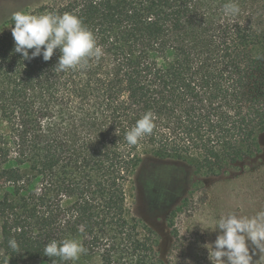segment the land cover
<instances>
[{
    "label": "trees",
    "instance_id": "trees-1",
    "mask_svg": "<svg viewBox=\"0 0 264 264\" xmlns=\"http://www.w3.org/2000/svg\"><path fill=\"white\" fill-rule=\"evenodd\" d=\"M227 2L51 0L22 10L70 13L93 33L103 55L67 71L55 67L59 49L48 61L23 60L12 16L0 24V264H166L156 232L126 216L143 156L189 158L209 176L261 149L264 0H235L234 17L224 15ZM146 112L152 133L129 145ZM176 213L167 218L170 260ZM66 238L86 248L79 260L43 255ZM175 264L211 261L200 253Z\"/></svg>",
    "mask_w": 264,
    "mask_h": 264
},
{
    "label": "rangeland",
    "instance_id": "rangeland-1",
    "mask_svg": "<svg viewBox=\"0 0 264 264\" xmlns=\"http://www.w3.org/2000/svg\"><path fill=\"white\" fill-rule=\"evenodd\" d=\"M47 1L51 0H0V24L15 12ZM258 140L260 152L217 175L197 173L189 158L175 160L160 159L150 154L143 156L127 187L126 216L136 218L156 232V251L166 264L191 261L197 254H208L204 245L214 242L220 230H201L199 224L191 227L196 219L203 218L211 223L222 215L251 217L264 210V131ZM174 209H177L174 222L180 239L173 250L174 259L170 260L168 253L173 238L167 218ZM186 227L189 229L181 235ZM246 243L252 256L250 262L264 259V253L255 249L250 241ZM12 263L49 264L42 259L28 258Z\"/></svg>",
    "mask_w": 264,
    "mask_h": 264
},
{
    "label": "clouds",
    "instance_id": "clouds-1",
    "mask_svg": "<svg viewBox=\"0 0 264 264\" xmlns=\"http://www.w3.org/2000/svg\"><path fill=\"white\" fill-rule=\"evenodd\" d=\"M225 16H236L240 13L239 4L235 0H228L223 5ZM12 36L14 49L20 53L23 60H30L42 55L48 61L59 49L60 55L55 67L60 71L85 67L90 59L97 61L103 55L93 33L87 29L79 17L70 14L43 13L34 15L25 12L12 14ZM31 49V53H29ZM154 128L153 114L146 112L135 125L126 133L129 145H136L139 139L151 134ZM199 224L201 230H220L212 243H206L208 258L211 264H250L252 256L249 253L250 241L260 253H264V210L251 217H238L235 214L222 215L214 222L209 223L203 218L193 223ZM184 228L181 235L185 232ZM13 251H18L16 240L8 241ZM86 248L76 239L52 240L43 249V255L59 257L62 261H77Z\"/></svg>",
    "mask_w": 264,
    "mask_h": 264
}]
</instances>
